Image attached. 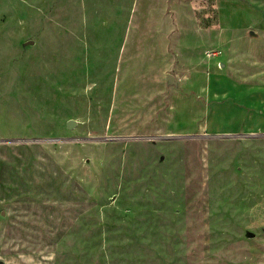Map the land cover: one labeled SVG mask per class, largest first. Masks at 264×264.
Segmentation results:
<instances>
[{
	"label": "rangeland",
	"instance_id": "1",
	"mask_svg": "<svg viewBox=\"0 0 264 264\" xmlns=\"http://www.w3.org/2000/svg\"><path fill=\"white\" fill-rule=\"evenodd\" d=\"M60 1L0 0V264H264V0Z\"/></svg>",
	"mask_w": 264,
	"mask_h": 264
},
{
	"label": "crops",
	"instance_id": "2",
	"mask_svg": "<svg viewBox=\"0 0 264 264\" xmlns=\"http://www.w3.org/2000/svg\"><path fill=\"white\" fill-rule=\"evenodd\" d=\"M235 2H237V1H239V0H234ZM61 4H62V2L60 1V0H52V2H51V22H50V24H52V25H54L55 23L57 24V23H59L60 21H59V17L60 16H63V17H65L66 18V16H67V21H69V17H71V14H69L67 11H62V9H61ZM68 6L70 5V4H67ZM219 7V6H218ZM241 7H244V6H241ZM69 8V7H68ZM244 8H246V7H244ZM251 12V11H250ZM249 12V13H250ZM85 13V12H84ZM84 13L80 16V17H77L76 19L78 20V22L76 23V25L75 26H77V29L76 30H80V31H82L83 30V27L85 26V20H84ZM65 14H66V16H65ZM127 14L128 13H125L124 15H125V18H126V16H127ZM134 15V14H133ZM136 15V14H135ZM89 17H90V14H89ZM93 19L94 20H97V18H95V17H93ZM254 19H255V17H254ZM133 22H132V24H130L129 25V27H128V31H134V32H137V31H140V30H144V31H146V28L145 27H141L140 25H139V23H137L139 20H140V16L139 17H137L136 19H135V17H133ZM135 20H136V23H135ZM122 21V20H121ZM120 21V19H118V20H112V22L111 23H114V24H119V23H122ZM89 22H90V20H89ZM258 22H259V24H261L262 25V27L260 28V29H258V31H257V35H256V37L255 38H253V39H258V41L259 42H263L264 41V25L260 22V19L258 20ZM105 24V23H104ZM250 24V22H246L245 23V25H249ZM151 24H149V26H150ZM91 23H90V26H89V29H91ZM96 26H98V24H96ZM100 26H102V24L100 25ZM93 27H94V25H93ZM244 29V28H243Z\"/></svg>",
	"mask_w": 264,
	"mask_h": 264
},
{
	"label": "water",
	"instance_id": "3",
	"mask_svg": "<svg viewBox=\"0 0 264 264\" xmlns=\"http://www.w3.org/2000/svg\"><path fill=\"white\" fill-rule=\"evenodd\" d=\"M167 77H168L169 80L172 79V76H171V75H168ZM74 124H75V120H73V119H69V120L66 122V126H67V127H72Z\"/></svg>",
	"mask_w": 264,
	"mask_h": 264
}]
</instances>
